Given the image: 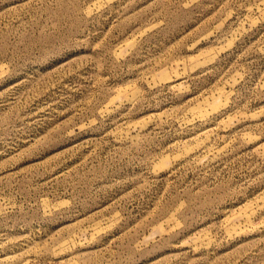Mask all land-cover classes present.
<instances>
[{
    "label": "rangeland",
    "instance_id": "1",
    "mask_svg": "<svg viewBox=\"0 0 264 264\" xmlns=\"http://www.w3.org/2000/svg\"><path fill=\"white\" fill-rule=\"evenodd\" d=\"M0 264H264V0H0Z\"/></svg>",
    "mask_w": 264,
    "mask_h": 264
}]
</instances>
